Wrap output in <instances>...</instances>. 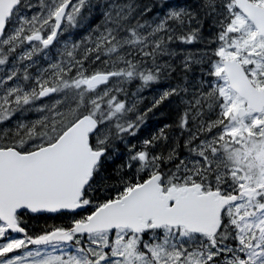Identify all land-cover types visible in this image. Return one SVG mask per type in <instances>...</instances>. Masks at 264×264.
<instances>
[{
  "label": "snow or ice",
  "instance_id": "obj_1",
  "mask_svg": "<svg viewBox=\"0 0 264 264\" xmlns=\"http://www.w3.org/2000/svg\"><path fill=\"white\" fill-rule=\"evenodd\" d=\"M0 264H264V0H0Z\"/></svg>",
  "mask_w": 264,
  "mask_h": 264
},
{
  "label": "flooded vegetation",
  "instance_id": "obj_2",
  "mask_svg": "<svg viewBox=\"0 0 264 264\" xmlns=\"http://www.w3.org/2000/svg\"><path fill=\"white\" fill-rule=\"evenodd\" d=\"M151 92H148V91H145V93H144V95L146 96V97H148V96H151Z\"/></svg>",
  "mask_w": 264,
  "mask_h": 264
}]
</instances>
